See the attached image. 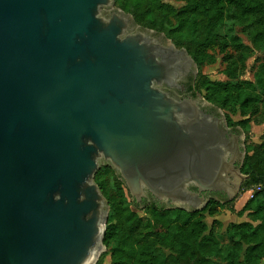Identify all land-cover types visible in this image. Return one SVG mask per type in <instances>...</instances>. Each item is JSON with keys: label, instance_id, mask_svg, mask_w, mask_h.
<instances>
[{"label": "water", "instance_id": "1", "mask_svg": "<svg viewBox=\"0 0 264 264\" xmlns=\"http://www.w3.org/2000/svg\"><path fill=\"white\" fill-rule=\"evenodd\" d=\"M114 3L0 0V264H96L103 163L136 203L187 211L249 176L221 109L163 88L197 74L188 51Z\"/></svg>", "mask_w": 264, "mask_h": 264}, {"label": "trees", "instance_id": "2", "mask_svg": "<svg viewBox=\"0 0 264 264\" xmlns=\"http://www.w3.org/2000/svg\"><path fill=\"white\" fill-rule=\"evenodd\" d=\"M115 2L139 26L163 32L176 47L185 48L198 68L216 62L213 50L223 54L222 73L227 80H213L202 73L195 79V91L207 101L243 115L264 101V62L254 81L239 78L254 50L264 52V0H184L179 8L163 0ZM227 122L239 124L243 131L249 126L248 119L233 122L228 117ZM245 146L241 170L249 176L242 189L259 184L262 188L237 212L238 216L246 213L249 220L230 223L223 234L219 232L222 221L215 218L209 226L205 215H219L234 199L224 203L212 199L198 211L152 202L144 207L147 217H142L131 208L119 174L103 163L95 180L108 201L110 216L103 240L106 251L96 264H102L108 254L110 264H264V141Z\"/></svg>", "mask_w": 264, "mask_h": 264}, {"label": "rangeland", "instance_id": "3", "mask_svg": "<svg viewBox=\"0 0 264 264\" xmlns=\"http://www.w3.org/2000/svg\"><path fill=\"white\" fill-rule=\"evenodd\" d=\"M163 1L171 4L175 8H179L183 6L185 3L184 0H163ZM114 4L116 7H118L116 2ZM237 33L240 34L239 29H237ZM240 35L242 36L245 44L247 45L251 44L250 41L245 36H243L242 34ZM212 53L215 54L216 62L212 65H204L201 68H198L196 66L197 74L202 73L213 80H227V76L222 73L226 65L223 60V54L219 53V50L217 49L213 50ZM261 62H264V52L262 50L256 49L254 50L253 54L247 59L245 70L240 74L239 78L254 81V74L257 71ZM221 111L226 117V119H228L229 117L233 122H237V121L244 120V119L249 120V126L244 131L242 130L245 145L252 144V145L259 146L264 141V101L261 102L260 105H258V107H255L253 111H249L246 115H243L239 111L236 113L234 112L228 113V111L224 109L223 110L221 109ZM237 125L240 126L239 124H236V125H232V127L237 126ZM262 151L264 155V150ZM114 180H115L114 175H111L109 178L110 185L114 183ZM124 192H125V196L127 200L131 204V208L140 216L147 217L146 209L143 207L137 206L134 203V199L130 195L129 190L126 188V186H124ZM251 194L252 192L250 191V188L241 189V191H239L236 194V196L234 197V200L228 205L227 208L221 209L219 215L215 217L206 214L205 221L208 223L209 226H211L212 221L215 218L220 219L223 223V226L221 227L219 232L220 234H223L225 229L230 223L236 222V221L239 222V221L249 220V217L247 216L246 213L243 216H238L237 212L242 208V206L245 204L247 200L252 198ZM230 208H234V210L232 211L230 210ZM109 216H110V208L108 210V219H109ZM223 240L224 242H227L226 238H223ZM105 251H106V246L103 247L99 257L97 258L98 260L103 254V252ZM110 262H111V257H110V254H108L103 258L102 264H110Z\"/></svg>", "mask_w": 264, "mask_h": 264}, {"label": "flooded vegetation", "instance_id": "4", "mask_svg": "<svg viewBox=\"0 0 264 264\" xmlns=\"http://www.w3.org/2000/svg\"><path fill=\"white\" fill-rule=\"evenodd\" d=\"M111 10H108L107 14L110 15ZM141 27V26H140ZM141 29L143 31H145L146 29L142 28ZM147 33H149L148 30H146ZM167 38V37H166ZM197 77V74H195L193 72L192 69H190L179 81L180 85L182 86V88H173V87H169L168 85H164L163 88L168 91L171 95H173L174 97L178 98V99H184V98H188V97H197V92L195 91L194 88V82L195 79ZM203 108L213 114L218 115L219 113L217 112V110L213 107V106H203ZM228 123V122H227ZM228 127L230 129L231 132L235 133V134H231L232 136H238V143L240 145V149L244 150V148H246L245 146V142H243V139L241 138V134H240V130L238 129V127H232L228 124ZM242 168V165H241ZM242 172V170H241ZM232 179H234V177H232ZM244 182V181H243ZM243 184V183H242ZM193 189L196 190L195 187H193ZM242 189V187H241ZM240 189V191H241ZM201 195H203L206 198H209L210 200L214 199V200H219L222 203L229 201L227 200V195L224 194L223 192H209V191H205L202 192ZM209 200V201H210ZM152 202H154L153 198L151 195H147L145 198L142 199V201L140 203H137L140 207H146L147 205H150ZM157 203V202H156ZM159 204V203H158ZM161 205V204H160ZM164 206V205H162Z\"/></svg>", "mask_w": 264, "mask_h": 264}, {"label": "built area", "instance_id": "5", "mask_svg": "<svg viewBox=\"0 0 264 264\" xmlns=\"http://www.w3.org/2000/svg\"><path fill=\"white\" fill-rule=\"evenodd\" d=\"M261 188H262V184H259V185H256V186H252V187L250 188V191L252 192L251 196L253 197V193H254L255 191L260 190Z\"/></svg>", "mask_w": 264, "mask_h": 264}, {"label": "bare ground", "instance_id": "6", "mask_svg": "<svg viewBox=\"0 0 264 264\" xmlns=\"http://www.w3.org/2000/svg\"><path fill=\"white\" fill-rule=\"evenodd\" d=\"M102 249H103V247L100 250H98V254H97L96 258L99 256V254L101 253Z\"/></svg>", "mask_w": 264, "mask_h": 264}, {"label": "crops", "instance_id": "7", "mask_svg": "<svg viewBox=\"0 0 264 264\" xmlns=\"http://www.w3.org/2000/svg\"><path fill=\"white\" fill-rule=\"evenodd\" d=\"M236 222H238V221H236Z\"/></svg>", "mask_w": 264, "mask_h": 264}]
</instances>
